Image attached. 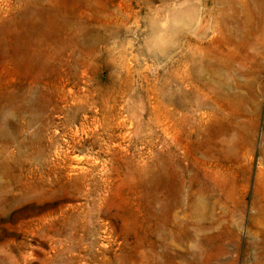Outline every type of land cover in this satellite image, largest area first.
<instances>
[{
  "label": "rangeland",
  "instance_id": "374dc122",
  "mask_svg": "<svg viewBox=\"0 0 264 264\" xmlns=\"http://www.w3.org/2000/svg\"><path fill=\"white\" fill-rule=\"evenodd\" d=\"M0 264H264V0H0Z\"/></svg>",
  "mask_w": 264,
  "mask_h": 264
}]
</instances>
